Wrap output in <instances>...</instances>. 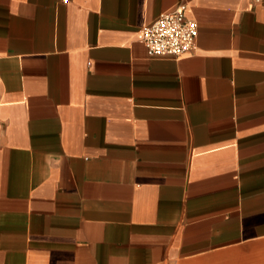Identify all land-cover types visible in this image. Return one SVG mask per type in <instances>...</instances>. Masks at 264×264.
Instances as JSON below:
<instances>
[{"label": "crops", "instance_id": "0c3cea01", "mask_svg": "<svg viewBox=\"0 0 264 264\" xmlns=\"http://www.w3.org/2000/svg\"><path fill=\"white\" fill-rule=\"evenodd\" d=\"M0 264H264V0H0Z\"/></svg>", "mask_w": 264, "mask_h": 264}, {"label": "built area", "instance_id": "2783aa9c", "mask_svg": "<svg viewBox=\"0 0 264 264\" xmlns=\"http://www.w3.org/2000/svg\"><path fill=\"white\" fill-rule=\"evenodd\" d=\"M186 10V2H178L171 10L160 13L155 20L140 28L138 38L148 55L180 58L195 49L198 24L186 16Z\"/></svg>", "mask_w": 264, "mask_h": 264}]
</instances>
